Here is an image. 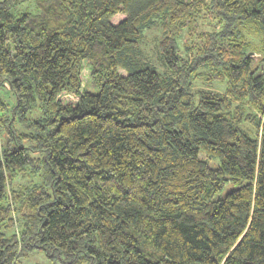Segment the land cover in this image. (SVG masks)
Instances as JSON below:
<instances>
[{"label": "trees", "instance_id": "obj_1", "mask_svg": "<svg viewBox=\"0 0 264 264\" xmlns=\"http://www.w3.org/2000/svg\"><path fill=\"white\" fill-rule=\"evenodd\" d=\"M18 1L0 0V264H264V0Z\"/></svg>", "mask_w": 264, "mask_h": 264}, {"label": "rangeland", "instance_id": "obj_2", "mask_svg": "<svg viewBox=\"0 0 264 264\" xmlns=\"http://www.w3.org/2000/svg\"><path fill=\"white\" fill-rule=\"evenodd\" d=\"M18 1V0H17ZM13 13L19 11H28V12H35V3L34 0H19L15 6L11 9ZM123 18V15L118 13L113 18L112 21L117 22ZM159 35L157 28H152L145 32V42L146 44L142 45L143 50L145 51V56L149 57L151 53L155 51V41ZM90 66L87 63H84L81 69V78L82 82L85 86H87L90 82ZM91 91H97L96 86H92L88 88ZM2 95H4L10 103L14 101L13 95L7 89L2 90ZM231 186L227 185L223 192L228 190ZM23 264H62L59 261H51V259L41 250H35L30 253L29 256L23 258Z\"/></svg>", "mask_w": 264, "mask_h": 264}]
</instances>
